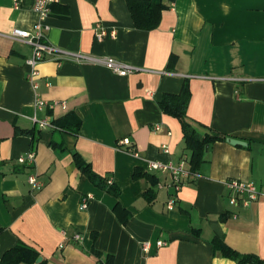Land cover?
<instances>
[{"label": "crops", "instance_id": "0c3cea01", "mask_svg": "<svg viewBox=\"0 0 264 264\" xmlns=\"http://www.w3.org/2000/svg\"><path fill=\"white\" fill-rule=\"evenodd\" d=\"M34 2L0 0V258L23 242L44 264H240L216 248L224 241L264 264V199L234 205L226 185L238 179L264 187V0L167 1L153 30L134 25L127 0H60L46 20L55 47L140 69L123 76L58 54L39 63L32 81L33 46L12 31L34 29ZM97 23L116 35L98 39ZM185 82L188 119L201 132L228 138L213 142L198 171L174 192L169 173L150 169L148 160L189 162L180 121L160 106ZM38 100L46 105L39 108ZM35 119L54 126L42 128ZM63 119L70 129L58 126ZM32 129L40 131L35 142ZM124 138L139 156L119 145ZM31 150L36 161L28 169L18 158ZM76 154L112 180L118 196L93 184ZM136 169L158 178L152 201L144 194L150 180L134 178ZM31 173L43 187L33 188Z\"/></svg>", "mask_w": 264, "mask_h": 264}, {"label": "trees", "instance_id": "16d2710c", "mask_svg": "<svg viewBox=\"0 0 264 264\" xmlns=\"http://www.w3.org/2000/svg\"><path fill=\"white\" fill-rule=\"evenodd\" d=\"M167 1L171 0H127L129 10L134 20V25L137 28L143 30H153L157 28L160 25L162 19V11L168 7ZM174 61L175 60L172 57L168 64L170 69L173 68ZM190 97V87L189 84L185 82L180 93L165 94L160 100V106L164 113L173 116L180 121L185 148L190 151L188 162L190 165V170L192 172H197L201 163L203 162V156L206 149L213 142L220 139H226L228 137L223 133L201 132L198 127H196L188 119L187 108ZM56 123L63 129L68 130L71 128L70 123L66 122L65 119L58 120ZM79 126L80 120H77L74 128L77 129ZM37 132L39 133L40 131ZM37 132L35 129L29 131L30 134L34 135L32 138L33 142H35V133ZM37 139L39 140L38 137ZM75 162L81 172L85 174L93 184L99 188L108 190L115 196H118V189L113 184L108 183L106 180L97 175L92 170L91 165L84 161L80 155H75ZM142 176H146L150 180L151 186L145 191L144 194L148 201H152L155 197L154 186L157 184L158 178L151 173L142 171L141 169H136L134 172V178ZM115 210L119 214L121 210H124V208L120 205V203H117ZM216 248H218L225 256L238 259L240 264H263L257 255H242L224 241L216 242ZM94 252L99 254L97 250H94ZM39 256H41L40 252L34 247L20 242L14 247L5 251V253L0 258V264H44V260L37 263Z\"/></svg>", "mask_w": 264, "mask_h": 264}, {"label": "built area", "instance_id": "2783aa9c", "mask_svg": "<svg viewBox=\"0 0 264 264\" xmlns=\"http://www.w3.org/2000/svg\"><path fill=\"white\" fill-rule=\"evenodd\" d=\"M60 0H35L34 8L39 13V20L35 24V27L32 31L22 28H14L12 31V36L17 39H22L25 42L31 44L33 46V54L30 59H28L27 63L29 65L28 78L33 81L34 77L39 75L38 65L47 57L56 56L58 54H63L64 56L72 57L78 61H93L99 64L106 66L111 69L113 72L119 75H127L133 73L140 68L123 62L119 59H116L113 56H102V57H91L85 55L80 52H67L63 51L57 47H55L49 40L47 36L48 25L46 20L51 13L52 6L55 3H58ZM116 35L115 29H106L99 23H97L95 28V34L98 39H103L108 34ZM39 108H42L46 105L44 100H38L37 103ZM38 125L42 128L47 126H54L52 122L48 119H35ZM120 146H127L128 150L132 152L134 155H138V151L131 146V142L129 138H124L119 141ZM163 149L166 152H169V147L167 145H163ZM36 161V152L31 150L30 153L26 156H21L18 158V162L27 166L28 169H33ZM148 166L150 169L155 171H161L169 173L171 180L169 182V186L173 188V191H178V189L183 185L185 178L190 177L193 172L190 170V167L186 160H182L178 163L174 162H162L158 160H148ZM29 181L32 184L34 189H40L43 187L44 183L39 181L37 175L35 173H31L29 176ZM111 183L112 180H109ZM227 187L232 191V195L230 197V201L234 205H239L240 203L244 206H251V204L260 198L264 199V187H257L253 182L250 181H242L238 179H229L226 181ZM162 186V185H161ZM173 192V194H174ZM171 195L168 200V207L172 209L175 203V197ZM91 195L83 198L82 208H86L88 206V201L91 198ZM82 238L80 233L75 235V239L79 240ZM158 246H163L166 244L165 241L159 240L157 242ZM149 243L146 242L144 244V250L149 249Z\"/></svg>", "mask_w": 264, "mask_h": 264}, {"label": "water", "instance_id": "95a60500", "mask_svg": "<svg viewBox=\"0 0 264 264\" xmlns=\"http://www.w3.org/2000/svg\"><path fill=\"white\" fill-rule=\"evenodd\" d=\"M231 141V143H234V144H240V145H246L247 143L243 140H240V139H236V138H230L229 139ZM42 260V256H40L37 260V262L41 261Z\"/></svg>", "mask_w": 264, "mask_h": 264}]
</instances>
